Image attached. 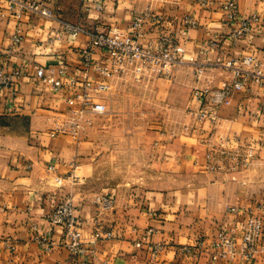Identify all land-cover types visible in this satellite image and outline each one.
Listing matches in <instances>:
<instances>
[{
  "label": "crops",
  "instance_id": "1",
  "mask_svg": "<svg viewBox=\"0 0 264 264\" xmlns=\"http://www.w3.org/2000/svg\"><path fill=\"white\" fill-rule=\"evenodd\" d=\"M42 1L58 20L31 12L17 16L8 0H0V66H19L26 72L19 83L0 90V264H79L81 258L65 246L46 252L36 239L51 231L56 241L61 240L64 227L51 226L47 217L66 197L86 221V246L93 249L90 264H264V254L253 260H212L210 255L221 228H241L247 218L244 208L264 204V82H250L237 91L231 104L219 108L216 123L197 120L192 112L199 107L193 99L195 88H218L231 79L220 65L223 60L257 56L264 72V0H235L239 15L234 21L226 16L229 0ZM149 11L163 14L173 33L185 28L187 15L197 21L184 42L186 59L194 57V62L150 82H109L91 70L93 80L110 83L108 89L92 94L106 111L87 114L86 132L80 138L58 132L57 126L69 115L67 97L83 90L86 68L80 49L88 42L85 34L60 33L62 21L101 31L112 26L126 30L138 14ZM251 14L260 18L257 30L245 38H231L233 28ZM15 34L22 36L18 44L12 40ZM155 36L148 25L143 41ZM50 37L56 38L53 43ZM93 59L109 63L103 51ZM61 62L66 88L56 93L34 78L32 64L57 75ZM142 108L147 109L141 112L146 127L140 131ZM119 124L128 126L112 129ZM236 149L253 150L249 163L232 161L229 153ZM211 151L214 168L208 167ZM122 158H130V171L140 162L145 175L137 181L102 182L106 173L123 171ZM95 193L115 199L114 210L99 222L114 236L93 243ZM198 240L204 241L199 253L181 250ZM157 245L161 248L154 251Z\"/></svg>",
  "mask_w": 264,
  "mask_h": 264
},
{
  "label": "built area",
  "instance_id": "2",
  "mask_svg": "<svg viewBox=\"0 0 264 264\" xmlns=\"http://www.w3.org/2000/svg\"><path fill=\"white\" fill-rule=\"evenodd\" d=\"M10 10L17 16L23 12H31L40 16L56 19L58 17L54 10L42 0H8ZM226 16L234 21L239 15L238 5L235 0H229L225 3ZM257 14H251L240 20L238 26L234 27L230 33L233 39H240L250 36L257 30L259 22ZM164 15L157 12H144L138 14L128 29H122L118 26H112L107 31L94 30L86 28L82 24L69 21H62L60 33L69 34L77 37L85 34L88 37L87 46L80 49V53L85 64V75L81 81L82 92L74 96H68L67 102L70 106L69 115L62 124L57 126L60 133H69L80 138L86 132V116L89 113L100 114L106 111V105L94 101L93 93L101 92L110 87V83L97 82L91 78L89 72L96 71L103 77L112 82L114 78H133L138 82H150L157 78L169 77L174 68L188 62H194V57L186 59L185 40L188 37L189 29L197 25V21L187 15L184 18V27L180 32L173 33L167 30ZM150 26L156 32V36L147 42L146 27ZM59 33H56L57 36ZM58 38V37H57ZM56 38L50 37L49 43H53ZM14 44L22 40L20 34L12 36ZM103 51L109 59L108 64H102L99 60H94L96 53ZM35 70L34 78L39 82L50 86L54 92H62L66 86L62 76L66 74V67L63 62L57 68V75L49 72L44 66L33 63ZM224 70L231 75L230 80H224L218 88H195L193 99L199 107L192 110L197 120H211L216 123L218 111L222 105H229L237 91L244 89L250 82L262 84L264 82V72L261 67L262 61L257 56L232 57L220 62ZM26 76V72L21 67L8 69L0 66V90L11 88L19 83ZM78 80L72 79L76 84ZM79 104V108H76ZM54 134V133H53ZM253 156V150L247 149L243 153L241 149L229 153V157L236 164H247ZM209 160L208 167L214 168L211 164L215 158V152L207 154ZM220 167V166H218ZM54 167L51 166L50 169ZM92 203L97 208V214L91 218L95 224L92 234L93 243L96 240L110 239L114 236L112 230H104L100 225L101 217L115 208V199L108 194L95 193ZM247 218L241 228H221L211 242L212 250L210 252L212 260L217 259H243L253 260L260 254H264V204L256 206H246ZM237 211V208H232ZM51 226L64 227V235L58 242L53 237L51 231L39 234L37 240L40 246L46 251L51 252L55 246L61 244L65 246L75 258H81L79 264H90L89 256L93 249H88V242L83 231L86 228V221L76 213V207L71 197H66L51 211L47 217ZM153 230H149L148 233ZM148 235L145 234V242ZM137 242L140 247L142 242ZM6 244L14 249V244L7 240ZM204 241L198 240L197 244H187L182 246L181 250L186 254H197L204 248ZM151 248V245H149ZM157 245L154 251L160 249ZM89 254V255H88Z\"/></svg>",
  "mask_w": 264,
  "mask_h": 264
},
{
  "label": "rangeland",
  "instance_id": "3",
  "mask_svg": "<svg viewBox=\"0 0 264 264\" xmlns=\"http://www.w3.org/2000/svg\"><path fill=\"white\" fill-rule=\"evenodd\" d=\"M144 111H147V109L142 108L138 112L139 121H140L138 128L140 131H141V129L146 127V125L144 123H142L143 119L141 117V112H144ZM127 126L128 125H125V124H119V125L114 126L112 129L117 128L119 130H122L123 128H126ZM118 133H120V132H118ZM138 158H139V161L141 159H143L142 157H138ZM113 159L118 161V159H116L114 157H113ZM118 162L120 163V161H118ZM121 162L123 164V171H112V172L106 173L103 176L102 182H115L117 180L121 181L124 179L137 181V180H139L140 177L145 175V173L141 170L143 168V166L140 163L141 161L138 162L134 171H130V168L132 169V167H130V164H131L130 158H122ZM139 167H140V169H139ZM136 169H138V171Z\"/></svg>",
  "mask_w": 264,
  "mask_h": 264
}]
</instances>
